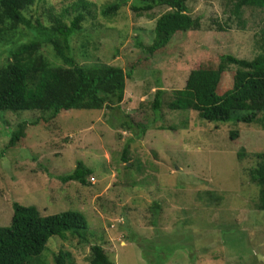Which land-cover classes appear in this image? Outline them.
<instances>
[{"label": "rangeland", "instance_id": "rangeland-1", "mask_svg": "<svg viewBox=\"0 0 264 264\" xmlns=\"http://www.w3.org/2000/svg\"><path fill=\"white\" fill-rule=\"evenodd\" d=\"M75 1L43 0L25 16L32 24L39 20L48 26L50 14L68 9L64 21L69 24L74 11L68 7ZM86 1L93 4L92 18L71 38L70 55L81 65L109 61L127 72L140 52L135 42L151 43L155 19L166 8H156L148 17L132 11L135 0ZM114 2L121 5L117 16L112 20L101 17L103 6ZM236 2L187 0L191 16L201 24L198 47L211 50L200 53L198 47L184 43L187 35H181L177 37L180 52L167 47V52L176 53L153 62L149 72L130 74L121 109L130 112L127 121L132 131L121 129L118 110H71L58 116L60 122H40L36 132L32 130L37 127L29 126L20 146L9 149L14 157L6 160L8 150L3 148L17 123L30 124L46 116L30 110L2 114L0 226L10 223L14 202L34 206L45 215L69 210L83 213L89 225L87 242L77 238L60 245L51 242L44 256L46 264H53L51 253L59 246L71 252L73 264H89L92 244L102 245L115 264H264V211L254 207L259 187L245 172L257 162L249 154L264 150L262 127L204 122L193 111L165 108L156 113L150 107L157 77L163 89L171 91L181 88L188 71L216 68L223 54L250 59L259 52L256 41L264 29V10L242 7L238 16L233 12ZM220 26L224 29L219 31ZM32 37L30 31L11 35L0 45V65L17 44ZM42 46V53L53 61L50 46ZM233 70L229 67L225 72L223 89L231 86ZM62 115L70 117L64 121ZM159 125L170 129L160 130ZM232 128L239 131L234 142ZM241 148L246 155L243 165L236 154ZM124 149L125 164L121 161ZM76 161L93 169L87 186L57 178L71 173ZM135 162V169L124 174L123 166ZM205 191L216 195L212 202L197 198V193ZM160 199L165 207L160 202L163 209L154 212L151 205Z\"/></svg>", "mask_w": 264, "mask_h": 264}, {"label": "trees", "instance_id": "trees-1", "mask_svg": "<svg viewBox=\"0 0 264 264\" xmlns=\"http://www.w3.org/2000/svg\"><path fill=\"white\" fill-rule=\"evenodd\" d=\"M42 1L0 0V45L17 32L18 35L27 34L28 31L33 34L32 40L17 44L9 52L6 62L0 65V116L7 112L20 115L17 112L25 110L46 116L36 118L30 124L25 120L17 123L3 148L8 150L6 160L14 157L9 149L20 146L29 126L37 127L32 130L36 132L41 129L40 122L43 125H47L50 119L60 122L58 116L71 110H118L121 129L132 131L131 123L127 121L130 112L121 109L130 74L136 77L142 71L149 72L153 62L166 54L169 56L176 53L167 52V47L180 52L178 48L181 43L177 37L181 35H187L184 43L189 42L191 48L197 49L199 45L197 33L201 29L200 20L191 16L187 0H135L131 9L137 16L151 17L149 13L160 7L166 8V11L155 19L151 43L144 45L138 40L135 42L140 52L128 64V71L109 61L81 65L70 55V43L74 35L83 31V24L92 18L93 4L86 0L73 2L68 7L74 11L69 24L64 21L68 9L60 14H50L52 23L48 26L39 20L32 24L25 13ZM120 6L118 2L103 6L101 17L112 20L117 16ZM242 7L264 10V0H237L233 8L235 15L239 16ZM222 29L220 26L219 31ZM43 44L50 46L53 61L42 53ZM256 46L259 52L250 59L227 53L221 55L216 68L201 67L188 71L181 88L167 91L162 87V79L157 77L153 83L157 89L151 94L150 107L156 113L165 108L174 112L193 111L204 122H234L229 123L233 127L235 123L259 125L264 130V29L260 32ZM84 49L92 55L86 46ZM210 50L199 46L197 51L202 53ZM229 67H234L231 86L223 89L221 81ZM145 88L148 89L147 86ZM61 117L67 121L70 115ZM158 127L160 130L170 129L163 125ZM238 137L239 131L232 128L231 141H236ZM236 154L243 165L242 160L246 156L243 149ZM126 155L127 150L124 149L121 156L124 164L127 163ZM249 156L257 161L255 167L245 171L249 181L259 187L254 207L264 211V150ZM130 165L123 166L126 171L124 174L133 171L136 162ZM90 166L76 161L71 173L57 178L62 183L74 182L87 186L89 177H94ZM215 196L212 191L197 193V198L205 201L208 199L209 202ZM160 202L165 205L162 199L151 205L154 212L163 209ZM12 209L10 223L0 226V264H46L44 256L46 251L50 252L51 242L60 245L75 238L87 242L89 225L84 214L77 210L45 215L34 206H24L17 202L13 203ZM51 254L53 264H73L71 252L62 246L55 248ZM88 261L89 264H115L99 244L90 245Z\"/></svg>", "mask_w": 264, "mask_h": 264}]
</instances>
